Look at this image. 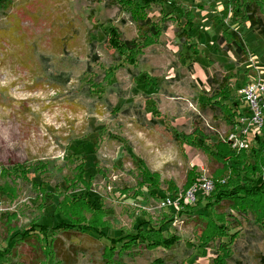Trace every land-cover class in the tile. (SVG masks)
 I'll return each instance as SVG.
<instances>
[{
  "label": "rangeland",
  "instance_id": "1",
  "mask_svg": "<svg viewBox=\"0 0 264 264\" xmlns=\"http://www.w3.org/2000/svg\"><path fill=\"white\" fill-rule=\"evenodd\" d=\"M116 1L0 0V250L33 221L50 228L54 205L83 194L103 216L81 199L68 214L73 225H107L118 238L144 218L155 230L167 225L162 238H177L171 249L140 244L124 264H212L227 254L226 264H264V227L253 218L264 215V194L215 202L197 192L211 219L184 201L200 176L223 181L225 196L264 177V143L250 142L246 157L224 156L217 144L232 129L218 108L238 103L231 111L245 112L236 90L253 66L264 67V36L244 18L231 19L221 0L154 4L146 11L151 22L189 14L192 27L181 26L184 36L167 20L158 41L127 65L126 49L105 33L114 27L129 43L141 23ZM242 1L264 26V0ZM226 29L243 40L244 63L222 39ZM226 86L232 95L223 100ZM199 140L214 145L206 150ZM176 197L183 206L160 208ZM50 234L61 264H101L99 234ZM44 244L28 239L0 264H57ZM116 249L124 251L121 243Z\"/></svg>",
  "mask_w": 264,
  "mask_h": 264
},
{
  "label": "trees",
  "instance_id": "2",
  "mask_svg": "<svg viewBox=\"0 0 264 264\" xmlns=\"http://www.w3.org/2000/svg\"><path fill=\"white\" fill-rule=\"evenodd\" d=\"M173 0H117L120 5H122L123 9L126 11L130 12V16L134 22L138 23L140 22V26L138 28V39L132 40L129 43H121L119 41L121 40L119 33L116 28L110 27L109 29L106 30L105 36L107 35L108 41H111L115 47H122L123 49L125 48L127 51V54L125 55V62L127 65H135L137 62V58L141 56L142 51L149 47L150 45L155 44L161 33L165 30L164 26L167 20H173L177 25H179L180 29L183 31V35L186 36L183 27L181 26H188L192 27V18L189 14L186 15V20H183V16L181 15L176 19H171L169 15L164 14V16L160 19V24L158 22H151L148 17L146 16V11H149L152 5H159L162 3H168L171 4ZM224 2V8L230 9V17L231 19L235 18V20H241L245 19L247 23L251 27L256 28L259 30V32L264 36V26L262 24L261 19L259 18V15H253L251 11H254L250 5L249 2L243 3L242 0L240 1V4L238 3V0H221ZM243 3V4H242ZM243 14V15H241ZM264 14V13H263ZM241 16V17H239ZM227 17V14L225 15L224 18ZM184 21V23H183ZM222 39L226 42L232 45V48L235 52V54L239 57L240 62L244 63L245 62V57H246V49H245V44L243 40L239 37L237 33L234 31H230V29H226L222 33ZM124 49V50H125ZM244 83H242L239 87H241ZM238 87V88H239ZM224 93L222 95L223 100H227L231 95V91L228 89V87L223 88ZM221 96V95H220ZM224 96V97H223ZM238 103H233L232 107H229L226 103L220 105L218 108L219 111L223 110L224 112V117L227 118L226 121H228V124L232 126L234 124V119L238 116V113L235 111H231L234 109H237ZM221 112V111H220ZM221 112V113H223ZM231 113V114H230ZM261 133L263 134L262 137L256 136L254 138L255 143H264V125L261 130ZM259 137V138H258ZM207 144V145H206ZM213 144V143H212ZM212 144L210 143H204L203 141H198V145L204 149L207 150V147L211 146ZM218 147H220L221 154L224 156L231 155V156H244L246 157L247 155H251L253 153L250 151L248 154L246 151H240L236 152L230 148V146L225 142V141H218L217 142ZM214 145V144H213ZM223 156V157H224ZM233 157L228 161L230 165H234L233 162ZM233 162V163H232ZM232 167V166H231ZM82 177L84 175V171L81 174ZM213 181V191L208 195V199H210L212 196L215 198V202H218L221 199H224L225 197H232L235 193H241L242 195L245 196H250L251 198H255L258 195L264 194V177H262L261 182L258 185L255 186H249V187H241L240 191L238 192H228L229 195L225 196V193L227 191H223L224 187L223 181L220 180H214ZM197 182V181H196ZM193 185V184H192ZM190 185L188 189L192 186ZM187 189V190H188ZM155 192V193H152ZM149 193H152L153 196H160L158 195V190L153 189ZM73 202L71 203L72 200H69L67 204H61V202H58L54 205V208L52 210V213L49 217H46L48 222L51 223V227L48 228L44 225L39 226L37 222L31 223L28 228L20 230V231H15L10 234L8 237L5 246L0 250V262L3 259L4 254H12L14 252L15 247L22 243L26 242L28 239H32L34 237H37L38 239L42 240L45 244L46 248H51V258L53 261H55L57 264H61V261L58 260L57 253L55 251V240L54 237L52 238V234H50V231L55 232L59 234H73V233H78L81 235H87L89 238L91 237V233H96L99 234V242L101 243V254H100V262L101 264H124L122 262V259L127 256L132 248L139 247L140 244L141 246H144L143 248L147 250L148 247L154 249L158 247H162L165 249H171L172 246H174L177 243V238L172 236L169 238H162V232L166 231V226L164 225L162 227H159L158 229H153L148 221H146L144 218L141 219H135L134 220V225L131 229V232L128 233L125 237L118 236V238H111L108 233L110 232V227L107 225L103 226H91V225H73L71 224L70 217L68 214H70L71 218L76 215V208L77 204L79 203V200L81 202V199H84L85 204L88 206L89 209H91L92 212H94V217L97 219L101 220L103 213H102V208L100 206L94 205L92 202H90L87 198L86 195L83 194H78V195H73ZM163 197L160 196L157 199H162ZM179 197H176L175 199H178ZM207 198V197H205ZM204 198V199H205ZM48 200V197H47ZM185 201V200H184ZM72 204V205H71ZM197 206L195 207L196 210H194L191 207V212L195 214L198 217L202 218H207L211 219L210 216V203H203L201 199H197L196 201ZM233 204V205H232ZM232 206L234 207V203L232 202ZM189 205V204H188ZM202 209L199 207L202 206ZM177 206L181 207L183 206V198H179L177 201ZM174 207H169L168 210H172ZM209 209V210H208ZM237 210V209H236ZM201 211H204L202 213ZM207 211L208 214H205ZM244 211V210H242ZM249 214V213H247ZM44 216H41L39 221L42 220ZM254 222L255 224L262 229L264 227V215H261L260 213H256V215L253 214ZM45 220V219H44ZM97 221V220H96ZM51 236V240L49 237ZM161 238V239H160ZM94 240V239H93ZM144 240V241H143ZM121 243V247L124 248V251L119 253L116 247L117 245ZM231 243V242H230ZM137 245V246H136ZM203 248V247H202ZM149 250V249H148ZM228 250V248H227ZM49 256L47 257V259ZM231 255L227 254L226 258L224 259V262L222 260H218L216 258L212 264H226L228 260H230ZM154 264H162V261L157 260L155 261Z\"/></svg>",
  "mask_w": 264,
  "mask_h": 264
},
{
  "label": "built area",
  "instance_id": "3",
  "mask_svg": "<svg viewBox=\"0 0 264 264\" xmlns=\"http://www.w3.org/2000/svg\"><path fill=\"white\" fill-rule=\"evenodd\" d=\"M236 96L242 102L245 112L238 113L237 120L232 129L222 138L232 150L246 151L250 142L261 133L264 125V67L252 68V75L236 90ZM213 181L200 176L184 196L188 204L197 201V192L209 195L213 191ZM181 198V197H179ZM178 199L166 198L160 202V208L178 207Z\"/></svg>",
  "mask_w": 264,
  "mask_h": 264
},
{
  "label": "crops",
  "instance_id": "4",
  "mask_svg": "<svg viewBox=\"0 0 264 264\" xmlns=\"http://www.w3.org/2000/svg\"><path fill=\"white\" fill-rule=\"evenodd\" d=\"M244 106V105H243Z\"/></svg>",
  "mask_w": 264,
  "mask_h": 264
}]
</instances>
